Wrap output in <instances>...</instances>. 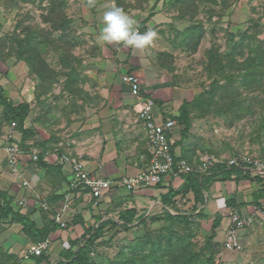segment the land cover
Listing matches in <instances>:
<instances>
[{
  "label": "crops",
  "instance_id": "0c3cea01",
  "mask_svg": "<svg viewBox=\"0 0 264 264\" xmlns=\"http://www.w3.org/2000/svg\"><path fill=\"white\" fill-rule=\"evenodd\" d=\"M112 6L120 7L115 0H94L92 3L86 0L82 8L86 20L93 25L91 32L99 51L93 60L95 67L88 66L85 71L88 77L95 80L94 84L89 88L86 87L87 82L84 84L87 100L80 99L82 106L78 116L69 114L68 132L53 131L46 124L38 123L36 118L37 123L33 126L26 122V128H33V136L24 140L22 132L17 129L19 134L11 137L23 143L25 150L16 169L9 164L5 149L8 133L0 135V190L12 198L11 207L26 215L36 227L50 228L46 239L50 247L44 253L47 261L40 264L70 261L68 253L71 248L74 246L72 249L75 251L84 245L90 231L94 233L99 226L105 225L104 235H120L137 220L144 221L164 209L175 214L188 213L201 217L204 229L210 234L215 231L214 246L220 248V259L225 263L227 257L234 254L227 253L223 248L232 208H237L242 214L256 212L254 223L241 233L244 247L252 245L256 248L259 241L258 245H263L264 177L254 174L244 176L247 171L243 169L220 165L208 173H199L203 176L199 178L202 187L199 193L194 188L184 190L192 182L190 178L196 179L195 175L189 176L193 173L179 176L166 174L161 182L138 192L130 191L121 183L123 177L139 174L150 165L146 130L138 115L141 106L150 101L158 122L168 118L177 121L171 134L173 153L178 158L188 159L196 170L208 153L231 157L256 152L242 134L217 124L210 125L205 121L207 113L194 112L197 110L195 105L203 104L197 95L199 90L182 83L163 56L170 50L160 40L161 23L166 21L160 20L162 14L150 15L142 6L127 10L120 7L135 21L136 30L143 33L151 29L156 33L151 44L144 49L126 47L123 42L106 44L99 41L104 13ZM132 73L141 78L138 96L132 93L127 80ZM0 84L3 85L1 79ZM3 87L14 100L13 90ZM92 87L97 89L95 93L90 92ZM93 95L96 97L93 98ZM184 108H187L191 122L185 136V125L180 122ZM60 149L80 157L93 174L112 181L110 191L98 205L94 204L88 190L71 188L72 169L69 164L60 162ZM35 150L40 152L38 161L32 158ZM48 151L50 154L46 159ZM257 156L264 160V157ZM204 175L209 177V183L202 186ZM171 191L177 194L168 202ZM25 197L29 199V205L21 208L18 201ZM39 198L47 199L50 208H40L36 203ZM66 202L70 204L66 215L68 227L62 228L54 215ZM130 210L135 213L131 222L124 217ZM216 222L219 224L214 226ZM37 242L11 215L2 219L0 264H39L38 256L31 252Z\"/></svg>",
  "mask_w": 264,
  "mask_h": 264
},
{
  "label": "rangeland",
  "instance_id": "374dc122",
  "mask_svg": "<svg viewBox=\"0 0 264 264\" xmlns=\"http://www.w3.org/2000/svg\"><path fill=\"white\" fill-rule=\"evenodd\" d=\"M187 1L197 4L193 20L181 17L180 3L176 0H126L120 7L142 6L150 15L162 14L160 20L166 21L161 23L160 40L170 50L163 56L182 83L199 90L197 95L203 104L195 105L194 112L207 113L205 121L210 125L242 134L251 149L264 157V0ZM55 2L63 4V17L51 13ZM85 4L86 0H0V38L16 32L23 39L26 27L44 29L45 35L58 38L61 33L55 26L63 24V19L69 20L66 35L78 69L75 75L79 74L81 92L64 88L68 79L65 73L70 70L62 51L54 50L52 45L44 47L41 54L47 65L61 71V75L55 79L52 91L46 93L42 89L38 91L41 80L30 71L25 60L18 59L9 48L0 55L2 84L13 90L16 103L24 98L31 105V115L26 121L29 126L39 120L38 123L53 131H67L69 114L78 116L80 99L87 100L83 86L87 82L89 88L95 80L85 71L88 66L95 67L93 60L99 49L91 32L93 25L86 20L82 9ZM191 28L197 36L202 34L199 41L185 39V32ZM240 43L243 56L238 50ZM259 56L262 57L259 66L245 65L247 58ZM248 67L257 70L256 76L248 73ZM96 90L92 87L90 92ZM2 110L0 105V135L8 133V138L14 137L19 134L17 123L5 122ZM167 211L164 209L144 221L137 220L120 235L100 237L92 257L97 264H182L185 258L194 255L190 264H213L208 261L212 250L214 264H264L263 235V245H258L260 241L256 248L245 245L240 255L229 253L233 255L225 263L220 259L219 247L205 248L210 232L202 226L201 217L190 214L192 222L187 225L179 219H170Z\"/></svg>",
  "mask_w": 264,
  "mask_h": 264
},
{
  "label": "built area",
  "instance_id": "2783aa9c",
  "mask_svg": "<svg viewBox=\"0 0 264 264\" xmlns=\"http://www.w3.org/2000/svg\"><path fill=\"white\" fill-rule=\"evenodd\" d=\"M127 80L131 85L132 93L136 96L140 95L141 78L139 75L132 73L127 76ZM139 119L142 121L146 130V145L150 153V165L139 174L123 177L121 183L130 191L138 192L153 187L156 183L162 181L166 174L176 176L191 173H208L215 166H224L227 168H241L251 174L264 177V160L260 159L255 153H242L231 157H223L215 153H208L201 159L199 168L196 170L186 158H178L172 152V131L177 124L174 118H168L163 122H158L153 113V103L146 102L138 110ZM8 153L9 164L16 169L17 163L25 153L24 148L18 142H8L5 145ZM50 152H46L45 158L48 159ZM60 162L69 164L72 169L71 188L74 190H88L94 204L98 205L102 197L110 191L112 181L104 177L93 174L86 163L78 156H75L68 150H60ZM34 161L40 159V152L35 150L32 154ZM25 184H29L25 181ZM37 205L42 209H49L50 203L47 199H37ZM18 205L24 208L29 205L27 197L18 201ZM69 203L58 209L54 215L56 222L62 228L68 227L67 216ZM256 210H258L256 208ZM256 212L251 214H242L237 208H232L230 212L231 223L226 231L223 248L228 253H238L244 250L241 242L242 231L252 225L255 221ZM50 242L48 240L39 241L31 249V252L37 256L42 255L49 250Z\"/></svg>",
  "mask_w": 264,
  "mask_h": 264
},
{
  "label": "trees",
  "instance_id": "16d2710c",
  "mask_svg": "<svg viewBox=\"0 0 264 264\" xmlns=\"http://www.w3.org/2000/svg\"><path fill=\"white\" fill-rule=\"evenodd\" d=\"M14 1V0H13ZM117 4L124 5L126 0H115ZM176 2L180 3V9H181V17L182 18H187L189 20H193L195 17V12H197L196 7L197 4L192 2V1H187V0H176ZM9 4V3H8ZM18 5V3H16ZM62 5L63 4H57L55 2L51 13L56 14L58 17H63L64 14L62 13ZM121 6V7H122ZM125 9H127L126 6H124ZM61 12V13H59ZM189 12L191 15L189 16ZM55 19V18H54ZM62 23L60 26H55V29L57 31H60V37L55 38L52 37L51 35H45V30L44 29H34L31 27H26V29L23 30L25 37L22 39L20 36L15 32L12 36L8 35L5 38H0V55L2 56V53L6 51V49L9 48V50L15 53L16 57L18 59L25 60L28 65L30 66V71L32 73H35L39 79L41 80V84H38V91L42 89V93H46L48 91H52L53 86H54V81L57 77L61 75V71H56L49 65H47L44 57L41 54V50L44 49V47H47L48 45H52L53 49L58 51H62L63 53V58L64 61L66 62L69 72L65 73L68 75L67 79V84L64 86L66 90H70V92H76L79 93L82 91V88L78 85L79 84V74L75 75L77 73V68L75 66V58L71 55V47H70V42H69V36H67V25L69 24V20L66 21L65 19L62 20ZM20 25V24H19ZM18 25V26H19ZM17 29V28H16ZM194 29H189L185 32V39L188 41L191 40H198L201 38L202 34H199L197 36V32L193 31ZM45 32V33H44ZM199 41V40H198ZM238 50H240V55L243 56L244 53L241 52L243 50V45L240 43ZM10 52V53H11ZM262 57L259 56V58L256 57H249L247 58V63L245 64L246 66L250 67H256L259 66ZM237 60V59H233ZM258 61V64L257 62ZM255 68H249L248 67V73H250L252 76H256L257 70H254ZM199 102V101H198ZM202 103V102H201ZM0 105H2L3 110H2V118L5 122H16L18 129L22 132L23 134V139H27L34 134L33 128H26L25 123L28 117L31 115V105L26 101L23 100L22 102L16 103L12 98H10L6 93H5V88L0 84ZM187 108H184V111L181 116L180 122L185 125L184 129V136L187 135L189 131V127L191 125L189 115H187L186 112ZM23 145V143H21ZM61 150V149H60ZM239 170V169H238ZM247 174H250V172H246ZM189 175V174H188ZM195 175V178H190L192 182L188 184V186L184 190H188V188H194L195 190L198 191V193L201 191V183L199 178L203 177L199 173H193L189 176ZM205 176V175H204ZM194 177V176H193ZM209 177H204L202 180V186L205 184H208ZM177 192L171 191L170 192V200L172 201L173 196H175ZM11 201L12 198L8 196V194L5 191L0 190V221L8 216H12L14 220L17 222L21 223L24 228V232L37 241H43L46 240L49 233H50V228H43L40 229L35 226V223L31 221L26 215L20 213L19 211H15L11 207ZM168 216L172 220H180L184 221L187 225H190L191 217L190 214H172L169 210ZM126 221L131 222L134 218V210H130L126 212ZM191 221V222H190ZM219 222H216L214 226L218 225ZM104 227L105 225L99 226L94 233L90 231L89 236H87L86 243L84 245H81L77 250L74 251V249L71 248V250L68 253V256L71 258L70 261L68 262H59L58 264H97L95 261V258L92 257L91 253L94 251L96 245V241L100 237H104ZM215 237V231L213 230L211 234L206 238V245L205 248H211L214 247V239ZM209 248V249H210ZM215 252L211 250V255L208 258V261L210 263L214 264V259H215ZM194 258V255L188 256L185 258L181 263L182 264H190ZM37 262L40 264L42 262H46L47 259L44 255V253L40 256L37 257Z\"/></svg>",
  "mask_w": 264,
  "mask_h": 264
},
{
  "label": "clouds",
  "instance_id": "9594fccd",
  "mask_svg": "<svg viewBox=\"0 0 264 264\" xmlns=\"http://www.w3.org/2000/svg\"><path fill=\"white\" fill-rule=\"evenodd\" d=\"M92 2H94V0H90V3ZM134 25L135 21L122 8L112 6L104 13L103 27L99 33V41L106 44L123 42L126 47L130 46L135 49H144L151 44L156 33L151 29L141 33L139 29H135ZM9 141L18 142L22 146L20 141H15L11 137L7 138V143Z\"/></svg>",
  "mask_w": 264,
  "mask_h": 264
}]
</instances>
